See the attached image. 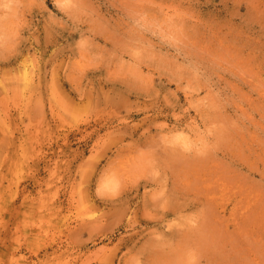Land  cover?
I'll return each mask as SVG.
<instances>
[{"label": "rangeland", "instance_id": "1", "mask_svg": "<svg viewBox=\"0 0 264 264\" xmlns=\"http://www.w3.org/2000/svg\"><path fill=\"white\" fill-rule=\"evenodd\" d=\"M263 108L264 0H0V264H264Z\"/></svg>", "mask_w": 264, "mask_h": 264}, {"label": "bare ground", "instance_id": "2", "mask_svg": "<svg viewBox=\"0 0 264 264\" xmlns=\"http://www.w3.org/2000/svg\"><path fill=\"white\" fill-rule=\"evenodd\" d=\"M257 11H258V10H257ZM23 79L26 80V74H24ZM260 104H261V103H260ZM262 106H263V105H262ZM258 107L261 108L260 105H259ZM263 109H264V108H263ZM260 111H261V110H260ZM260 117H261V116H260ZM263 117H264V115H263ZM263 117H261V118H263ZM237 150H238V149H237ZM246 150H247V148H246ZM235 152H236V150H235ZM249 153H250V152H249ZM232 156H233V155H232ZM234 156H235V155H234ZM256 157H257V156H256ZM249 164H250V163H249ZM263 165H264V162H263ZM250 166H251V165H250ZM252 166H253V165H252ZM252 166H251V167H252ZM250 170L252 171V169H250ZM251 173H252V172H251ZM204 195H207V194H204ZM205 198H206V197H205ZM210 200H211V199H210ZM207 201H208V199H207ZM207 201H206V202H207ZM205 204H206V203H205ZM236 204H237V203H236ZM204 206H206V205H204ZM209 207H210V206H209ZM213 207H214V205H213ZM224 207H225V206H224ZM206 208H207V207H206ZM222 209H223V208H222ZM234 210H235V209H234ZM215 211H216V210H215ZM224 211H226V210H223V212H224ZM217 212H218V211H217ZM213 213H214V212H212V214H213ZM209 215H210V212H209ZM220 215H221V213H220ZM223 215H224V213H223ZM223 215H222V216H223ZM212 216H213V215H212ZM209 218H211V217H209ZM215 218H217V219L219 218V219H220V216H219L217 213H215ZM222 218H223V217H222ZM222 218H221L220 220H223L225 217H224L223 219H222ZM219 219L217 220V222H220ZM213 220L216 221V219H213ZM223 221H224V220H223ZM221 222H222V221H221ZM221 222H220V223H221ZM222 223H223V222H222ZM217 224H218V223H217ZM222 226H224V225L222 224ZM219 227H220V225H219ZM213 228H214V227H213ZM215 228H216V225H215ZM222 229H223V228H222ZM211 230H212L211 232L214 233V232H213V229H211ZM215 230L217 231V229H215ZM215 230H214V231H215ZM219 232H220V231H219ZM224 232H225V231H224ZM209 233H210V232H209ZM212 233H210V234H211V235H214V234H212ZM217 233H218V232H217ZM221 233H222V232H221ZM221 233H220V234H221ZM227 233H229V232H227ZM220 234H218L219 237H220ZM229 234H230V233H229ZM231 234H232V233H231ZM231 234H230V236L232 237ZM211 235H210V236H211ZM247 235H248V234H247ZM216 236H217V234H216ZM233 236H234V235H233ZM219 237H218V238H219ZM226 237H227V236H226ZM246 237H248V239H249V236H246ZM202 239H203V238H202ZM246 239H247V238H246ZM219 240H220V239H219ZM249 242H252V241H248V243H249ZM253 243H255V242L253 241Z\"/></svg>", "mask_w": 264, "mask_h": 264}]
</instances>
